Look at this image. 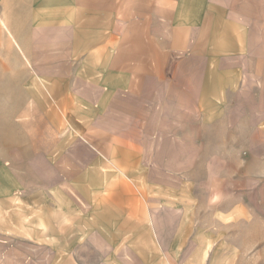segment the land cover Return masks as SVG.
<instances>
[{
	"label": "rangeland",
	"instance_id": "1",
	"mask_svg": "<svg viewBox=\"0 0 264 264\" xmlns=\"http://www.w3.org/2000/svg\"><path fill=\"white\" fill-rule=\"evenodd\" d=\"M230 1L239 29L258 32L253 55L260 52L264 65V0ZM23 2L0 0V264H264V176L233 168L230 180L206 181L208 150L193 152L197 165L178 173L166 161L188 153L170 134L185 130L180 121L155 125L154 116L145 148L139 136L113 143L92 120L63 128L62 119L44 115L38 99L47 92L29 87L28 71L16 68L58 60L48 52L29 61L13 39L26 35ZM179 110L173 117L187 112ZM170 139L176 151L165 150ZM50 142L82 150H44ZM80 153L83 167L72 160Z\"/></svg>",
	"mask_w": 264,
	"mask_h": 264
},
{
	"label": "crops",
	"instance_id": "2",
	"mask_svg": "<svg viewBox=\"0 0 264 264\" xmlns=\"http://www.w3.org/2000/svg\"><path fill=\"white\" fill-rule=\"evenodd\" d=\"M22 1L28 7L21 19L26 35H15L14 28L13 39L29 61L48 52L58 60L16 68L28 71L29 87L47 92L38 99L45 116L62 119L63 128L77 126L80 118L92 120L91 125L108 128L113 143L121 135L124 142L139 136L136 142L145 148L154 116L155 125L159 118L180 121L185 130L174 126L170 134L184 142L178 150L188 153L166 161L180 167L178 173L197 165L193 152L208 150L202 164L206 181L230 180L237 168L242 175L264 176V65L260 52L253 55L252 42L259 36L239 29L243 22L232 1ZM164 5L170 14L161 15ZM178 107L187 112L173 117ZM78 146L50 142L43 149L81 152ZM175 146L170 139L165 150L176 151ZM76 156L74 166L83 167L84 156Z\"/></svg>",
	"mask_w": 264,
	"mask_h": 264
}]
</instances>
